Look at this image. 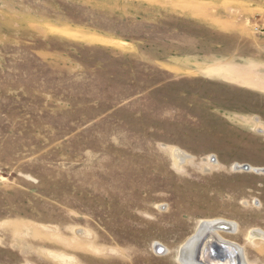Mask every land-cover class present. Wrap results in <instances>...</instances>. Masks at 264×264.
<instances>
[{"label":"rangeland","instance_id":"obj_1","mask_svg":"<svg viewBox=\"0 0 264 264\" xmlns=\"http://www.w3.org/2000/svg\"><path fill=\"white\" fill-rule=\"evenodd\" d=\"M206 219L264 264V0H0V264H180Z\"/></svg>","mask_w":264,"mask_h":264},{"label":"bare ground","instance_id":"obj_2","mask_svg":"<svg viewBox=\"0 0 264 264\" xmlns=\"http://www.w3.org/2000/svg\"><path fill=\"white\" fill-rule=\"evenodd\" d=\"M237 167L239 166H236V168ZM243 167L244 166H242V168ZM234 227L235 224L231 221L217 219H206L201 221L196 227V234L194 232L179 246L177 255L178 262L180 264H215L210 261L209 253L210 251H212L213 247L217 246L216 241H218L219 244L226 245L225 247L228 248H230L231 246L235 250L234 252L222 245L219 246V250L223 254L224 260H226L224 264H246V261L244 260L245 257L242 251L234 243H231L229 242V240L219 236L218 233L219 231L234 233L231 231L235 229ZM194 234L195 236L192 239V236ZM247 236L250 240L257 236H263L264 239V235L262 233L253 232L252 229L249 231ZM194 254L197 257H194Z\"/></svg>","mask_w":264,"mask_h":264},{"label":"water","instance_id":"obj_3","mask_svg":"<svg viewBox=\"0 0 264 264\" xmlns=\"http://www.w3.org/2000/svg\"><path fill=\"white\" fill-rule=\"evenodd\" d=\"M244 168L247 169L248 166L247 165H244ZM194 236H195V234L192 236V239H193ZM216 245L217 246L213 247L212 251H210V253H209L210 261H212L215 264H224L226 260H224L223 254L219 250V248H220L219 246L222 245V246L225 247L226 245L219 244L218 241H216ZM156 246L158 247V245H156ZM225 248H227V249L235 252L234 248L231 247V246H230V248H228V247H225ZM157 251L158 252H162L163 251V248L160 247ZM194 257H197V256L194 254Z\"/></svg>","mask_w":264,"mask_h":264}]
</instances>
